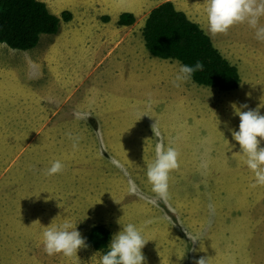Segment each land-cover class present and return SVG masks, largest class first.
<instances>
[{
    "label": "rangeland",
    "instance_id": "1",
    "mask_svg": "<svg viewBox=\"0 0 264 264\" xmlns=\"http://www.w3.org/2000/svg\"><path fill=\"white\" fill-rule=\"evenodd\" d=\"M57 30L27 50L0 43V264H100L102 252L87 243L91 226H105L110 244L129 223L148 240L144 264H195L201 257L208 264H264V185L251 187L254 173L232 137L236 111L264 115V40L256 30L242 23L210 36L236 66L237 88L189 81L184 100L168 68L152 64L166 60L144 47L151 64L144 59L139 71L130 68L134 53L113 68L108 61L77 66L74 45L57 48L48 61L37 57ZM26 54L39 71L16 59ZM158 145L178 150L179 167L169 173L168 202L153 205L147 168ZM56 160L63 170L47 175ZM130 179L138 194H129ZM66 221L88 247L50 256L42 234Z\"/></svg>",
    "mask_w": 264,
    "mask_h": 264
},
{
    "label": "clouds",
    "instance_id": "2",
    "mask_svg": "<svg viewBox=\"0 0 264 264\" xmlns=\"http://www.w3.org/2000/svg\"><path fill=\"white\" fill-rule=\"evenodd\" d=\"M206 13L207 28L213 35L226 34L233 25L247 23L256 30L257 39L264 40V26H259V20L264 16V0H207ZM203 68L202 61H197L193 66L180 65L173 81L174 86L179 87L180 83L187 82L195 72L202 71ZM236 114L240 120L239 130H232V137L246 157L245 164L254 173L255 182L251 187L264 185V147L259 146L261 140H264V115L260 114L259 109L239 110ZM74 115L77 119L86 118V114L81 112H75ZM178 156L179 152L174 147L169 146L165 149L162 145L157 146L156 158L147 168V178L156 196V198H148L149 203L155 205L157 199L164 203L168 202L169 173L179 167ZM113 163L126 176L129 175L123 164L116 161ZM63 167L61 161L56 160L51 163L46 174L49 176L58 174ZM128 192L138 194V188L131 179ZM209 207L212 208V205ZM187 235L193 242L199 239L198 236L188 233ZM147 241L141 230L129 223L112 238L109 250L100 258V264H144L142 248ZM42 242L44 251L50 256L63 253L71 257L77 254L79 249L88 247L76 226L67 221L62 225L47 228L42 234ZM195 264H208V260L201 257Z\"/></svg>",
    "mask_w": 264,
    "mask_h": 264
},
{
    "label": "trees",
    "instance_id": "3",
    "mask_svg": "<svg viewBox=\"0 0 264 264\" xmlns=\"http://www.w3.org/2000/svg\"><path fill=\"white\" fill-rule=\"evenodd\" d=\"M70 18L69 11L56 15L41 0H0V43L12 49H30L41 34L55 32L60 20ZM134 19L132 13L122 12L116 23L130 25ZM141 35L153 56L175 59L189 66L202 61L203 70L195 72L191 78L195 83L223 91L238 87L240 78L236 66L222 56L208 34L175 9L171 1H164L149 11ZM109 240L110 231L105 226L94 224L89 229L87 243L102 255L109 250Z\"/></svg>",
    "mask_w": 264,
    "mask_h": 264
},
{
    "label": "crops",
    "instance_id": "4",
    "mask_svg": "<svg viewBox=\"0 0 264 264\" xmlns=\"http://www.w3.org/2000/svg\"><path fill=\"white\" fill-rule=\"evenodd\" d=\"M41 1L45 2L48 9L56 15H59L63 10L69 11L71 18L68 22H59L58 30L53 34L54 37L51 43H48V46L36 50L35 54L37 57L48 61V56L53 52L56 53L57 48L62 47V51H64L74 45L81 53L76 56L77 66L85 68L90 65L95 68L105 61H108V66L111 68L113 66H121L124 63H128L129 60L127 61V57L134 53L133 58L130 59V68L136 71L142 70L143 64H145L144 59L149 60L148 63L151 64L149 56L144 52L143 47L151 57L161 59L151 55L146 49L141 35V28L149 11L167 0H123L124 2H121V0ZM168 1H171L174 8L182 11L189 20L197 23L209 37L211 36L213 39L217 37L211 34L207 28V0ZM204 4L205 6H203ZM122 12L132 13L135 18L134 22L130 25H117L116 21ZM138 20L140 22L143 20V23L141 24ZM216 46L214 45L221 55L224 56V48L220 44V41L219 44L217 41ZM26 56H29L27 57V59L29 58L28 60ZM26 56L17 55L16 59L23 62H33L36 65L37 71H39V66L35 62V59L31 58L28 54ZM68 58L65 60H68ZM61 59L64 58L61 57ZM165 60L166 62L155 61L152 64L159 68H168L171 76L176 77L181 65L180 62L175 59ZM55 66L62 67L63 65L59 66L56 64ZM26 69L35 70L34 67H26ZM189 81L194 82L190 79L180 84L183 87H177L178 94L181 95L182 100L188 98L189 90L187 89V85L191 83ZM65 101L66 99L62 103H65Z\"/></svg>",
    "mask_w": 264,
    "mask_h": 264
},
{
    "label": "bare ground",
    "instance_id": "5",
    "mask_svg": "<svg viewBox=\"0 0 264 264\" xmlns=\"http://www.w3.org/2000/svg\"><path fill=\"white\" fill-rule=\"evenodd\" d=\"M100 16V15H99ZM90 17V16H89ZM93 18V17H92ZM101 18V17H100ZM88 19V18H87ZM94 19V18H93ZM68 22V21H67Z\"/></svg>",
    "mask_w": 264,
    "mask_h": 264
}]
</instances>
